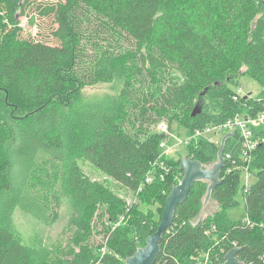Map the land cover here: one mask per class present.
<instances>
[{
  "label": "trees",
  "instance_id": "16d2710c",
  "mask_svg": "<svg viewBox=\"0 0 264 264\" xmlns=\"http://www.w3.org/2000/svg\"><path fill=\"white\" fill-rule=\"evenodd\" d=\"M20 17L39 34L45 24L44 35L22 38ZM0 28V264H126L158 230L167 198L183 178L181 160L161 157L165 135L155 127L165 121L171 130L178 123L192 134L263 110L249 97L235 101L234 89L245 75L264 87V0H0ZM115 70L125 78L118 100L82 98L84 87L112 83ZM206 96L221 104L216 118L206 112ZM26 117H33L31 124L22 127L19 148L9 154L4 147L15 140L11 123ZM257 136L250 167L256 183L244 191L240 173L224 169L211 194L218 210L194 223L209 187L195 182L163 235L156 264H191L209 251L225 262L234 248L240 249L238 261L264 264V128ZM239 148L237 135L228 137L223 154L240 161ZM219 149L202 138L187 147L203 165L216 162ZM39 155L50 159L36 167L34 186L49 192L53 204L60 205V162L77 205L112 203L98 214L101 220L108 215L112 225L102 246L92 243L89 220L78 216L69 243L52 253L20 241L13 215L21 198L12 188L11 167L19 166L26 177ZM161 160L172 168L164 178ZM79 161L140 202L161 203L160 218L126 205ZM149 175L153 182L138 192ZM239 192L246 216L232 221L228 211L240 206Z\"/></svg>",
  "mask_w": 264,
  "mask_h": 264
},
{
  "label": "rangeland",
  "instance_id": "374dc122",
  "mask_svg": "<svg viewBox=\"0 0 264 264\" xmlns=\"http://www.w3.org/2000/svg\"><path fill=\"white\" fill-rule=\"evenodd\" d=\"M20 24L22 26V38L29 39L38 35H44L45 24L40 29V34L33 25L25 17H20ZM0 32L2 29L0 28ZM125 85V78L123 70H115L113 82L110 84L99 83L94 86H87L81 89L82 98L90 102H102V101H116L119 98L121 91ZM240 87L243 89L244 94L248 95L249 98L260 97L261 93L264 92V87L253 80L248 75L240 78ZM237 89V88H236ZM236 89H234L236 91ZM243 95V94H242ZM206 112L213 114L212 117L216 118L220 111L221 104L211 97H205L202 99ZM199 99H195L194 103H198ZM33 117H26L25 119L19 118L11 123L14 128L15 140L5 145V151L14 153L19 148V133L26 124H31ZM171 129V136H168L169 142L167 146L163 148L164 157L169 160L180 161L185 157L189 156L187 145L184 141L188 136L192 135L191 132L181 126L178 123L173 124ZM154 131L158 132L155 127ZM207 137L220 139L221 135H216L214 132L208 133ZM50 158L46 155H39L38 160L35 163V167L31 168L28 175L23 174L22 169L14 165L11 167V178L12 188L16 192L19 190L21 202L16 208L13 215V222L15 230L20 241L31 249L37 251L40 254L52 253L57 250L60 246H66L70 241L69 229L73 222V218H85L89 220L92 228V243L95 246H102L105 242V228L111 229V222L108 220V215L105 219L101 220L98 216L99 212L112 206V203H99L94 206H79L73 200L70 194L68 186L66 185V174L67 169L63 162H60V179L56 186L57 195L60 197V205L53 204L55 198L50 196L49 192L43 191L38 187L34 186V182L37 180L35 169L37 166L45 163ZM181 162V161H180ZM218 159L216 162L217 163ZM85 173L92 179L100 182L107 187L115 197L124 201L126 205L132 206L137 204L136 209L143 211L148 217L158 220L163 213L164 206L152 200L148 202H140L137 194H134L121 186L116 181L100 173L97 169L92 167L89 163L79 161ZM250 185L256 183L255 175L249 180ZM245 181L242 182V185ZM146 197V196H145ZM237 200L240 202V206L228 211V217L232 221L243 220L246 216V207L241 192L238 193ZM210 202V205L201 212L200 217L208 214H213L217 211L218 205L215 202ZM124 220L120 223L122 224ZM124 226V225H123ZM141 249V248H140ZM100 250V249H99Z\"/></svg>",
  "mask_w": 264,
  "mask_h": 264
},
{
  "label": "built area",
  "instance_id": "2783aa9c",
  "mask_svg": "<svg viewBox=\"0 0 264 264\" xmlns=\"http://www.w3.org/2000/svg\"><path fill=\"white\" fill-rule=\"evenodd\" d=\"M241 97L248 98L249 96L244 94V91L241 87H238L236 90V94L234 95V100L237 101ZM252 99L254 101H257V103L261 104L263 108L261 112H257L255 113V115L236 114L235 116L229 118L224 123L207 127L203 131L196 130L194 133H192V135L188 136V138L184 141L187 145H190L193 141H195V139L202 138V139H206L208 142L215 143L221 147L222 140L226 138L229 134H231L230 137L237 135V139L240 144V148H239L240 161L235 160L233 156L230 154H223L225 163L221 173L223 172L224 169L227 175H231L234 174L235 172H239L241 175V187L244 191H248L249 188L251 187L249 180L253 176V173L251 172L250 167L252 162L254 161L255 152L260 143V138L257 136V132L259 129L264 128V99L258 97L257 98L253 97ZM156 128L158 129L159 133H163L165 135L160 145L162 150L161 157H164L163 148H165L167 146V143L169 142L168 136L172 135L171 130L169 129L168 124L165 121L159 123ZM211 132H214L216 135L220 134L221 138L215 140L214 138L207 137V134ZM159 164L161 165L160 167L162 170L161 177L162 178L167 177L171 173L172 168L166 165V162L163 160H161L158 163V165ZM153 179H154L153 175L147 176L145 181L141 184L138 192L143 191L146 185H149L153 182ZM243 181H245V183L242 185ZM209 201H211V199ZM209 201L204 200V206L202 211H204L207 208V206L210 205ZM208 215H212V214H208ZM247 223L248 224L250 223L249 219H247ZM213 230H216L214 226H213ZM208 234H210V231L208 232ZM190 263L191 264H223L224 262H221L219 254L211 258L209 251L205 254H201L199 257L192 258ZM174 264H183V263L179 261H175Z\"/></svg>",
  "mask_w": 264,
  "mask_h": 264
},
{
  "label": "water",
  "instance_id": "95a60500",
  "mask_svg": "<svg viewBox=\"0 0 264 264\" xmlns=\"http://www.w3.org/2000/svg\"><path fill=\"white\" fill-rule=\"evenodd\" d=\"M200 110L201 109L197 107L193 116L199 113ZM196 111L198 112L196 113ZM230 136L231 134L222 140L218 152L217 163L203 165L200 161L191 159L190 156L181 160L180 170L183 172V178L181 182L173 188L167 198L166 207L158 230L148 238L146 247L138 249L132 257L126 260V264H156L161 250L160 244L163 235L173 223L176 209L186 201L195 182L205 181L209 184L205 201L211 199L212 191L222 183L220 177L225 163L223 149L226 139ZM239 250V248H234L229 251L225 256V262L223 264H245L238 261L236 258V254Z\"/></svg>",
  "mask_w": 264,
  "mask_h": 264
},
{
  "label": "crops",
  "instance_id": "0c3cea01",
  "mask_svg": "<svg viewBox=\"0 0 264 264\" xmlns=\"http://www.w3.org/2000/svg\"><path fill=\"white\" fill-rule=\"evenodd\" d=\"M204 217H205V216L200 217V215H199V217H197V219H195L193 222L196 223V222H198L199 220L203 219Z\"/></svg>",
  "mask_w": 264,
  "mask_h": 264
}]
</instances>
